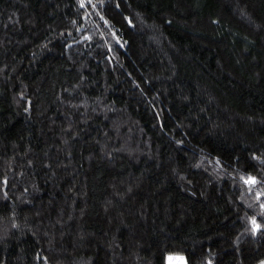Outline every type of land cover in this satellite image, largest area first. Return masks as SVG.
<instances>
[{"label": "trees", "instance_id": "obj_1", "mask_svg": "<svg viewBox=\"0 0 264 264\" xmlns=\"http://www.w3.org/2000/svg\"><path fill=\"white\" fill-rule=\"evenodd\" d=\"M168 254L264 264V0H0V264Z\"/></svg>", "mask_w": 264, "mask_h": 264}, {"label": "rangeland", "instance_id": "obj_2", "mask_svg": "<svg viewBox=\"0 0 264 264\" xmlns=\"http://www.w3.org/2000/svg\"><path fill=\"white\" fill-rule=\"evenodd\" d=\"M166 264H187V260L181 254H168Z\"/></svg>", "mask_w": 264, "mask_h": 264}, {"label": "snow or ice", "instance_id": "obj_3", "mask_svg": "<svg viewBox=\"0 0 264 264\" xmlns=\"http://www.w3.org/2000/svg\"><path fill=\"white\" fill-rule=\"evenodd\" d=\"M256 181H255V179L254 178H252V177H249V179L246 181V183H255Z\"/></svg>", "mask_w": 264, "mask_h": 264}]
</instances>
